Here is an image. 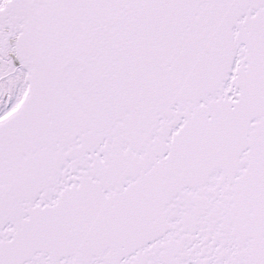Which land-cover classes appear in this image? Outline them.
<instances>
[{
	"label": "snow or ice",
	"instance_id": "6c2138e0",
	"mask_svg": "<svg viewBox=\"0 0 264 264\" xmlns=\"http://www.w3.org/2000/svg\"><path fill=\"white\" fill-rule=\"evenodd\" d=\"M0 264H264V0H0Z\"/></svg>",
	"mask_w": 264,
	"mask_h": 264
}]
</instances>
